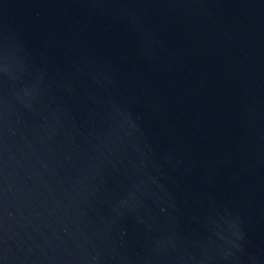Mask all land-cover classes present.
Instances as JSON below:
<instances>
[{
  "label": "water",
  "instance_id": "water-1",
  "mask_svg": "<svg viewBox=\"0 0 264 264\" xmlns=\"http://www.w3.org/2000/svg\"><path fill=\"white\" fill-rule=\"evenodd\" d=\"M0 264H264V0H0Z\"/></svg>",
  "mask_w": 264,
  "mask_h": 264
}]
</instances>
